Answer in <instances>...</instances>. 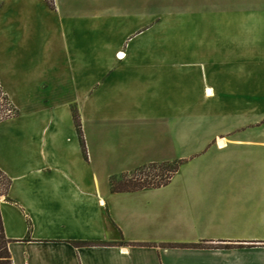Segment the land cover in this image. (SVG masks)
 Segmentation results:
<instances>
[{"label": "crops", "instance_id": "0c3cea01", "mask_svg": "<svg viewBox=\"0 0 264 264\" xmlns=\"http://www.w3.org/2000/svg\"><path fill=\"white\" fill-rule=\"evenodd\" d=\"M50 1L55 19L65 0ZM162 1L174 32L154 46L121 36L139 33L152 0L97 12L120 39L92 71L76 40L75 56L39 59L45 0H0V87L16 112L0 121L12 264H264V0ZM112 80L127 88L105 91ZM176 161L167 185L112 190L113 177Z\"/></svg>", "mask_w": 264, "mask_h": 264}, {"label": "rangeland", "instance_id": "374dc122", "mask_svg": "<svg viewBox=\"0 0 264 264\" xmlns=\"http://www.w3.org/2000/svg\"><path fill=\"white\" fill-rule=\"evenodd\" d=\"M148 1L149 0H145ZM146 2V4H148ZM45 4V5H44ZM40 4L39 6V27L44 28L47 27L51 30L49 34L46 32L39 36V46H40V55L39 59H63L67 56H75L74 50L71 48V43L74 40L77 41L76 48H78L79 52H76L77 57L79 59L87 58L90 64V69L94 70V59L97 57L102 60L103 52H102V45L108 38H113L115 41L118 42L120 39V35L113 32L112 34H107L104 30V22L105 18H97L95 15L97 12H102L106 15H111L116 12L117 8L119 10L123 7H129L132 11L141 10L143 9L142 3L140 0H65L62 2V11H60V15L54 11L55 19L51 18L49 14L53 8V2L50 0H45V3ZM145 6V5H144ZM70 13V16L66 15V12ZM175 7L174 2L169 1L168 3L160 0H152L151 3V12L150 16L146 18H142V24H137V32L136 34H129V35H121L124 36V40L122 41L125 45L129 42H135L137 47L141 45H149L152 44H159L161 32H163L164 27H169V31L174 32L175 26ZM62 16V17H61ZM49 17V18H48ZM75 25H80L81 29L79 33L74 31ZM116 26V24H113ZM163 36V34H162ZM170 37H174V34L168 35ZM75 41V42H76ZM176 41L175 38L169 41L168 45L163 48L164 54H167L168 58H174L175 51H176ZM151 45V46H152ZM70 46V47H69ZM67 49V51H66ZM153 53L158 56V50H153ZM37 57V55H35ZM93 61V62H91ZM158 74L156 71L152 72L151 74ZM2 78L5 80L9 79L7 73H2ZM149 82L155 81L153 76H149L145 78ZM139 79H137L138 81ZM160 80L159 74L157 75V79L155 82ZM152 83L148 89V91L153 90ZM108 87V86H107ZM127 87L120 82H115L112 80L111 87L105 88V91L108 92H119L125 90ZM133 91L138 89L139 86H132ZM157 89V86L154 88ZM97 91H102V89L98 88ZM111 108L112 106L109 104H105V108ZM114 108V107H113ZM10 110V111H7ZM15 111L13 110L12 105L5 106L2 102H0V121L1 118H6V116H13ZM106 132V131H105ZM113 132L111 131V134ZM115 137V135H107V138ZM106 138V137H105ZM133 172V171H132ZM128 176L130 175L127 174ZM2 180H0V193H3L2 190Z\"/></svg>", "mask_w": 264, "mask_h": 264}, {"label": "trees", "instance_id": "16d2710c", "mask_svg": "<svg viewBox=\"0 0 264 264\" xmlns=\"http://www.w3.org/2000/svg\"><path fill=\"white\" fill-rule=\"evenodd\" d=\"M0 102L5 106L11 103L8 97L3 93L0 87ZM13 107V106H12ZM15 111V109L13 108ZM10 111V110H7ZM16 113V112H15ZM15 115V114H14ZM13 115V116H14ZM12 117V116H11ZM10 118H1V120ZM79 133L82 136L81 125H77ZM183 162H165L151 163L137 168L128 176L127 174L111 179V187L113 192H132L149 187H161L167 185L173 176L179 171ZM0 180H2L3 191L9 188L10 180L6 178L0 171ZM1 195V193H0ZM186 247V246H185ZM193 248H209L207 245H192ZM230 248V247H227ZM0 264H12L11 256L8 250V240L5 237L3 222L0 214Z\"/></svg>", "mask_w": 264, "mask_h": 264}, {"label": "bare ground", "instance_id": "6f19581e", "mask_svg": "<svg viewBox=\"0 0 264 264\" xmlns=\"http://www.w3.org/2000/svg\"><path fill=\"white\" fill-rule=\"evenodd\" d=\"M119 57H120V58H123V57H124V54H123V53H120V54H119Z\"/></svg>", "mask_w": 264, "mask_h": 264}]
</instances>
